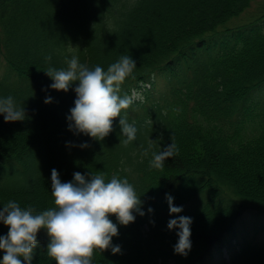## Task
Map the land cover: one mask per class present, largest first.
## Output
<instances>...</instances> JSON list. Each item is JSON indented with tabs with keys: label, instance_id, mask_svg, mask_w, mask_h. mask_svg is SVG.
<instances>
[{
	"label": "trees",
	"instance_id": "trees-1",
	"mask_svg": "<svg viewBox=\"0 0 264 264\" xmlns=\"http://www.w3.org/2000/svg\"><path fill=\"white\" fill-rule=\"evenodd\" d=\"M0 55L8 66L0 98L26 111L16 122L0 114V210L9 201L36 214L54 208L52 169L62 182L75 172L127 179L141 197L145 215L133 213L134 222L110 216L121 252L98 249L92 264H204L243 209H264V0H0ZM73 55L105 71L131 56L129 82L158 71L162 80L149 90L162 86L171 110L134 121L150 138L125 145L116 118L96 140L70 130L61 96L44 105L54 91L45 70L67 68ZM172 141L174 154L151 167L153 153ZM169 195L184 207L174 219L193 221L187 256L174 251ZM8 232L0 222V236ZM49 242L37 246L32 264H56ZM237 255L233 264H264V248Z\"/></svg>",
	"mask_w": 264,
	"mask_h": 264
},
{
	"label": "clouds",
	"instance_id": "clouds-1",
	"mask_svg": "<svg viewBox=\"0 0 264 264\" xmlns=\"http://www.w3.org/2000/svg\"><path fill=\"white\" fill-rule=\"evenodd\" d=\"M72 49L70 48L69 51ZM50 60L51 57H48ZM67 68L45 70L54 81L50 88L67 92L75 82H79L74 91L77 95L75 107L70 109V130L89 135L103 141L113 131V121L119 117V124L125 145L136 139L137 128L130 124L122 110L128 109L135 101H143L141 93L133 91L131 95H120L121 84L136 68L135 60L128 55L111 64L105 71L96 66L90 69L80 63L75 55L66 61ZM51 97L45 103H51ZM0 114L5 122L25 120V108H19L14 98H0ZM87 148V143L80 145ZM175 151V144L159 153H153L151 167L160 169L164 161ZM73 181L62 182L60 174L52 169V195L55 207L36 214L29 205L22 208L17 202L9 201L0 210V222L8 226L6 236H0V250L5 252L0 264H32L34 250L38 246V233L46 229L50 238L47 254L56 264H92L96 250L111 249L113 254L121 252L119 245H113V237L119 235V229L110 216H116L119 224L127 226L134 222L138 213L143 216L141 197L127 179L113 176L109 181L102 174L87 175L75 172ZM170 213L177 214L183 209L173 204V197L167 196ZM153 210L149 208V212ZM192 219L180 216L168 223L169 229H179V237L174 251L187 256L192 248ZM23 258V259H21Z\"/></svg>",
	"mask_w": 264,
	"mask_h": 264
},
{
	"label": "rangeland",
	"instance_id": "rangeland-1",
	"mask_svg": "<svg viewBox=\"0 0 264 264\" xmlns=\"http://www.w3.org/2000/svg\"><path fill=\"white\" fill-rule=\"evenodd\" d=\"M190 5V4H189Z\"/></svg>",
	"mask_w": 264,
	"mask_h": 264
}]
</instances>
